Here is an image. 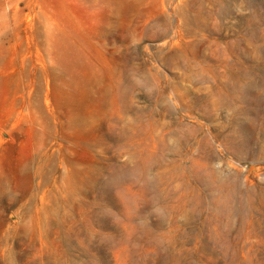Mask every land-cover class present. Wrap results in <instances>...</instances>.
I'll list each match as a JSON object with an SVG mask.
<instances>
[{"label":"rangeland","instance_id":"rangeland-1","mask_svg":"<svg viewBox=\"0 0 264 264\" xmlns=\"http://www.w3.org/2000/svg\"><path fill=\"white\" fill-rule=\"evenodd\" d=\"M131 1L0 0V264H264V0Z\"/></svg>","mask_w":264,"mask_h":264},{"label":"bare ground","instance_id":"bare-ground-1","mask_svg":"<svg viewBox=\"0 0 264 264\" xmlns=\"http://www.w3.org/2000/svg\"><path fill=\"white\" fill-rule=\"evenodd\" d=\"M139 0H132L131 2H129L131 5H134V4H136L137 2H138ZM123 1H121V3H120V6H124L126 3H122ZM61 89V88H60ZM63 92V91H62ZM65 93V92H64ZM67 94V93H66ZM70 96H71V93H70ZM72 98V97H71ZM70 98V99H71ZM75 97H73V99H74ZM77 100V99H76ZM74 103V102H73Z\"/></svg>","mask_w":264,"mask_h":264}]
</instances>
